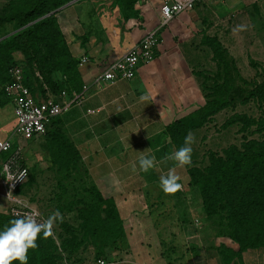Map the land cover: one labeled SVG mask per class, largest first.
I'll return each mask as SVG.
<instances>
[{"label": "crops", "instance_id": "crops-1", "mask_svg": "<svg viewBox=\"0 0 264 264\" xmlns=\"http://www.w3.org/2000/svg\"><path fill=\"white\" fill-rule=\"evenodd\" d=\"M163 1L127 0L128 7H122L116 0H76L58 12L71 55L78 61L82 101L59 115L51 129L59 127L56 132L79 151L81 169L105 198L116 201L125 229L129 219L134 221L148 213V247H154L155 242L161 248H170L162 237L164 233L175 237L196 227L184 216L188 212L185 202L190 197L180 191L154 192L160 186V177L170 171L181 184L185 178L182 167L167 158L176 148L166 128L205 104L195 73L206 69L199 62L200 53L205 59L209 51L213 56L206 39L218 37L227 48L226 39L231 33L227 23L242 19L249 26V19H264V2L259 5V0H205L163 24ZM154 30L161 42L154 58L140 62L133 78L114 83L98 80L109 64ZM44 136L30 141L33 144ZM20 141L28 162L30 155L24 147L28 141ZM153 155L155 168L147 173L140 171V157ZM16 196L23 199L18 192ZM195 198L200 204L197 191ZM170 200L174 202L167 209L165 203ZM0 204L2 212L10 207L4 193ZM200 207L201 220V204ZM201 238V252L193 254L196 264H223L219 253L223 238L211 241L212 245L218 244V249L204 247L206 242ZM229 242L225 239L222 244ZM173 252V248L161 251L158 259L175 264L179 257H172ZM239 264H264V249L245 251Z\"/></svg>", "mask_w": 264, "mask_h": 264}, {"label": "trees", "instance_id": "trees-1", "mask_svg": "<svg viewBox=\"0 0 264 264\" xmlns=\"http://www.w3.org/2000/svg\"><path fill=\"white\" fill-rule=\"evenodd\" d=\"M71 1L8 0L3 5L0 10V107L11 102L5 92V86L10 82L9 70L15 65L22 66L21 63L27 66L30 77L42 84V98L49 93L58 97L62 91L71 98L74 92H81L78 61L71 55L56 12ZM116 1L122 7H128L127 0ZM53 11L54 14L46 16ZM9 24L13 26L11 31L2 32ZM205 43L213 52L211 59L217 68L213 77L206 70L195 73L206 102L169 124L166 130L178 150L184 146L183 140L189 132L202 126L205 116L214 115L229 105L236 106L239 101L242 104L257 103L258 116L235 113L225 123L226 127L242 124L241 131L248 136L240 145L232 144L222 154L212 153L208 165H194L187 171L189 184L199 191L202 220L207 224L219 217L217 233L230 241L219 248L223 264H239L245 251L264 249V70L261 71V81L250 82L236 67L234 59L232 63L228 62L229 52L218 37H208ZM229 68L235 71L238 80ZM28 86L38 95L31 81ZM57 118L51 121L46 131L50 161L53 166L65 170V181L74 182L81 171V156L73 144L65 142L64 137L56 132L59 127L51 129ZM89 184L84 186L83 198L77 200L81 204L79 227L66 221L58 222V228L67 238L62 234L60 244L53 236L38 238V247L29 251V264L77 263L76 253L88 242L95 244L98 239L103 241V246L98 247L100 254L110 240L113 249L120 250L127 245L124 220L116 201L105 198L91 181ZM16 218L0 211V228Z\"/></svg>", "mask_w": 264, "mask_h": 264}, {"label": "rangeland", "instance_id": "rangeland-1", "mask_svg": "<svg viewBox=\"0 0 264 264\" xmlns=\"http://www.w3.org/2000/svg\"><path fill=\"white\" fill-rule=\"evenodd\" d=\"M7 1L8 0H0V10ZM262 3L263 2H259V5ZM59 11L60 10L56 11L57 15ZM248 23L251 25L247 26L248 24L242 22V19H231V21L227 23V27H229L231 31L230 34L228 33V37L230 38L226 39V46L230 55L228 62L232 63L234 59L236 67L248 81H261L263 78L261 71L264 70V19H260L259 21L256 18L249 19ZM12 28L13 26L9 24L1 31L7 33L11 31ZM246 29H248V31L244 32V35L247 36V38L244 40L242 36L245 37L243 31ZM200 55L199 62L204 64L202 66L206 68H204L206 72L210 77H213L212 74H217V68L215 62L211 59L212 53L209 51L206 59L204 57L205 55L203 56L202 53H200ZM21 65L24 69L27 85H29L31 81L34 92L41 95L43 87L40 81L31 78L27 66L25 67L24 63H21ZM257 71H259V74H257ZM230 72L235 76V80H238L236 73H234L235 71L230 69ZM235 113H249L254 116L260 114L257 103L251 102L242 104L241 101H239L236 106L229 105L214 115L205 116L202 126L189 132L194 137V142L191 144L193 149L192 163L189 166L181 168L184 170L185 178L183 179L180 192L184 197H190V199H186L185 202V208L188 212L186 211L184 216L186 222L189 224L195 223L196 231L191 230L192 227H189L187 232H182L175 237L170 233L163 234L162 237L168 244L167 247L169 246L176 251L172 253V257H179V261L175 264H196L197 258L193 254H199L197 251L201 252V237V239L206 242L204 247H209V249H212V247L213 249L219 248L218 244L212 245L211 241L222 237L223 240H220L222 245L225 239H228V237L224 235L219 236L217 233L219 229V217H215L213 220L207 222L206 226H203L202 223L204 222L199 218L201 207L200 204H198V198H195L197 190L189 184L190 178L187 171L194 165L205 167L208 165L212 153L222 154L225 148L232 144L240 145L248 136V134L245 135L241 131L242 124L240 123L231 125L230 127L225 126V123ZM200 117L202 118L204 116ZM17 125L18 119L14 113L13 104L9 102L4 107H0V138H13L15 141L20 140L21 136L15 132ZM36 141H39V139ZM36 141L33 144L31 141H28L26 143L27 146H24L25 149L28 148V154L30 155L29 161L27 162L26 159L25 161L27 162L31 174L27 183L16 192L26 200L29 206L37 209L46 219L53 212L59 210L63 214V221L78 228L81 224L78 211L81 204L79 205L77 200L83 198L84 186L90 185L89 177L84 173L83 169H81V171H78L76 178H73L74 182L65 181L66 179L63 177L65 170H60L58 167L51 165V154L47 146V137L44 136L39 142ZM175 172H177V169ZM64 188H66V191H64ZM3 189L4 187L0 175V195L3 193ZM157 189L158 190L154 191L156 194L160 191L163 192L160 186H157ZM197 194L199 195V191H197ZM72 202H76V204L73 203V205H71L70 203ZM173 202V200L168 201L165 203V207L168 209L170 205H173ZM1 208L0 206V211ZM139 220L142 223H140ZM129 221L130 223L127 224L128 228L125 229L127 238L126 246H122L120 250L113 249V243L111 242L112 240H110L109 243H107L109 245H104V251L100 254L98 247L103 246V241L98 239L95 244L94 242H88L76 253L75 257L78 262H73V264H97L99 259H104L109 262V264H159V262L165 264L158 258L161 251H166L170 248H161L159 244L155 242L153 243L155 244L154 247H148V213H145L140 218L136 217V219H134L135 222L133 219H129ZM138 221L140 224L137 223ZM131 225H134V228H132ZM62 234L64 238H67L58 228V223H56L53 227V237L58 244L63 241ZM79 237H81V235H79ZM98 254L99 256L97 257Z\"/></svg>", "mask_w": 264, "mask_h": 264}, {"label": "built area", "instance_id": "built-area-1", "mask_svg": "<svg viewBox=\"0 0 264 264\" xmlns=\"http://www.w3.org/2000/svg\"><path fill=\"white\" fill-rule=\"evenodd\" d=\"M205 0H164L160 9L162 23H168L174 16L181 12L193 9L196 4ZM264 2V0H259ZM161 40L157 30L149 32L143 40L130 47L122 58L107 66L99 77V81L114 83L121 79H131L135 76L140 62H150L155 55V50ZM87 59H84L86 61ZM10 82L5 86V92L14 106V113L18 119L16 134L21 140L30 141L46 134L47 127L53 119L68 111L73 105L81 104L82 96L74 92L71 98L67 92L62 91L58 97L48 94L42 98L33 93L25 82L23 67L15 65L9 70ZM87 87H84L86 89ZM65 98V100H62ZM5 156V158H3ZM0 166L3 183V193L10 207L4 213L21 218L31 213L35 208L28 205L23 199L16 196V191L29 179L30 169L24 158L21 141L13 138H0ZM7 167V171L4 169ZM11 174L19 178L8 181ZM38 211L37 209H35ZM38 222L43 223L46 218L38 211ZM97 264H109L104 259H99Z\"/></svg>", "mask_w": 264, "mask_h": 264}, {"label": "clouds", "instance_id": "clouds-1", "mask_svg": "<svg viewBox=\"0 0 264 264\" xmlns=\"http://www.w3.org/2000/svg\"><path fill=\"white\" fill-rule=\"evenodd\" d=\"M194 137L189 133L184 139V146L180 147L167 158L177 163L179 167L189 166L192 163L193 149L191 144ZM139 169L142 172H149L156 166V157L141 156ZM4 171H7L5 167ZM19 178L8 175V181L19 180ZM160 187L165 193H175L182 189L179 177L173 171L160 177ZM38 211L33 209L30 214L11 220L8 225L0 228V264H13L18 261L19 264H29V251L38 247V238H49L53 236V227L56 223L63 222V214L56 210L43 223L38 222Z\"/></svg>", "mask_w": 264, "mask_h": 264}, {"label": "water", "instance_id": "water-1", "mask_svg": "<svg viewBox=\"0 0 264 264\" xmlns=\"http://www.w3.org/2000/svg\"><path fill=\"white\" fill-rule=\"evenodd\" d=\"M74 1H76V0L71 1V2H69L68 4H70V3L74 2ZM68 4H66V5H68ZM66 5H64V6H66ZM64 6H63V7H64ZM63 7L59 8L58 10H61ZM54 13H55V11H53V12L47 14L46 16H50V15H52V14H54ZM7 36H8V35H7ZM0 40H1V39H0Z\"/></svg>", "mask_w": 264, "mask_h": 264}]
</instances>
